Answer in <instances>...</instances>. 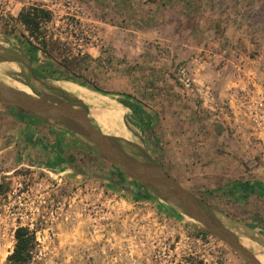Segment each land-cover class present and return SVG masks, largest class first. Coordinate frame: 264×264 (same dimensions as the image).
Segmentation results:
<instances>
[{
    "label": "rangeland",
    "instance_id": "1",
    "mask_svg": "<svg viewBox=\"0 0 264 264\" xmlns=\"http://www.w3.org/2000/svg\"><path fill=\"white\" fill-rule=\"evenodd\" d=\"M70 1L79 38L0 40V81L89 111L264 264V0ZM29 113L0 102V264L19 226L36 233L27 264H250L90 139Z\"/></svg>",
    "mask_w": 264,
    "mask_h": 264
},
{
    "label": "water",
    "instance_id": "2",
    "mask_svg": "<svg viewBox=\"0 0 264 264\" xmlns=\"http://www.w3.org/2000/svg\"><path fill=\"white\" fill-rule=\"evenodd\" d=\"M0 102L19 106L45 118L57 119L68 128L78 131L95 143L104 157L122 166L132 177L156 189L167 201L179 206L186 214L203 224L206 230L228 243L248 263L262 264L256 254L246 247L239 237L213 220L205 212L201 203L180 183L167 175L162 166L157 163L150 166L124 155L120 148L112 145L104 133H100L93 126L89 119V111L79 108L73 103L74 101L31 96L0 81Z\"/></svg>",
    "mask_w": 264,
    "mask_h": 264
},
{
    "label": "built area",
    "instance_id": "3",
    "mask_svg": "<svg viewBox=\"0 0 264 264\" xmlns=\"http://www.w3.org/2000/svg\"><path fill=\"white\" fill-rule=\"evenodd\" d=\"M25 10L42 11L47 15V20L40 21L39 28L43 35L36 38L33 35L27 24L22 19V13ZM82 19L80 18L77 9L73 6L70 0H0V40L5 43L15 44V41L29 38L36 44L38 51L43 49L41 43L37 40H48L53 37L65 40L69 37H78L79 26ZM44 22L55 24V31H51L48 27L45 28ZM45 29V31H43ZM83 40V37H80ZM77 54L84 55V49L81 44L78 45ZM182 75L185 76V69L182 70ZM186 86L191 85L188 77L183 81Z\"/></svg>",
    "mask_w": 264,
    "mask_h": 264
},
{
    "label": "trees",
    "instance_id": "4",
    "mask_svg": "<svg viewBox=\"0 0 264 264\" xmlns=\"http://www.w3.org/2000/svg\"><path fill=\"white\" fill-rule=\"evenodd\" d=\"M39 12L40 11L25 10L22 13V19L28 27H37V17L40 15ZM79 83L83 84L81 82ZM25 111L28 113L30 112L28 110ZM29 114L33 115L34 113L30 112ZM203 232L205 234L209 233L206 229H203ZM15 239V246L13 251L8 255V261L10 264H27L32 258L33 250L36 244V233L29 226H19L15 230Z\"/></svg>",
    "mask_w": 264,
    "mask_h": 264
},
{
    "label": "bare ground",
    "instance_id": "5",
    "mask_svg": "<svg viewBox=\"0 0 264 264\" xmlns=\"http://www.w3.org/2000/svg\"><path fill=\"white\" fill-rule=\"evenodd\" d=\"M7 83H9V82H7ZM16 84L19 87L23 88L25 92L31 91V89L28 86L24 85V84H18V83H16ZM57 84L61 86V84H59V83H57ZM72 92H74L75 94L80 95L81 97H84L85 99H87V97L84 96L83 94H81L80 92H77V91H72Z\"/></svg>",
    "mask_w": 264,
    "mask_h": 264
},
{
    "label": "flooded vegetation",
    "instance_id": "6",
    "mask_svg": "<svg viewBox=\"0 0 264 264\" xmlns=\"http://www.w3.org/2000/svg\"><path fill=\"white\" fill-rule=\"evenodd\" d=\"M48 98H51V99L58 98V99H60L59 97H56V96H49ZM8 105L16 106V105H12V104H8ZM17 107H19V106H17ZM41 117H42V116H41Z\"/></svg>",
    "mask_w": 264,
    "mask_h": 264
},
{
    "label": "crops",
    "instance_id": "7",
    "mask_svg": "<svg viewBox=\"0 0 264 264\" xmlns=\"http://www.w3.org/2000/svg\"><path fill=\"white\" fill-rule=\"evenodd\" d=\"M8 84L13 85V86L19 88V86L16 83H8Z\"/></svg>",
    "mask_w": 264,
    "mask_h": 264
}]
</instances>
